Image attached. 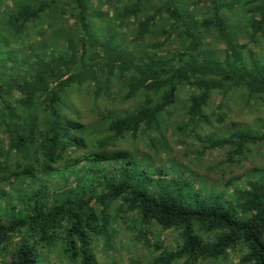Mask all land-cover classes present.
<instances>
[{"label": "trees", "instance_id": "trees-1", "mask_svg": "<svg viewBox=\"0 0 264 264\" xmlns=\"http://www.w3.org/2000/svg\"><path fill=\"white\" fill-rule=\"evenodd\" d=\"M0 264H264V0H0Z\"/></svg>", "mask_w": 264, "mask_h": 264}]
</instances>
